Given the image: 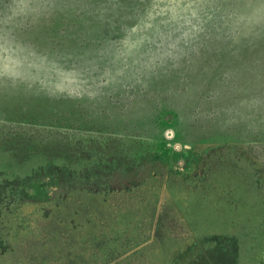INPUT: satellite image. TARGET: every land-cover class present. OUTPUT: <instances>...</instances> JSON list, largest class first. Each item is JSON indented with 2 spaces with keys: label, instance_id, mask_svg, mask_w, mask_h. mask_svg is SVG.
Here are the masks:
<instances>
[{
  "label": "rangeland",
  "instance_id": "1",
  "mask_svg": "<svg viewBox=\"0 0 264 264\" xmlns=\"http://www.w3.org/2000/svg\"><path fill=\"white\" fill-rule=\"evenodd\" d=\"M0 264H264V0H0Z\"/></svg>",
  "mask_w": 264,
  "mask_h": 264
}]
</instances>
